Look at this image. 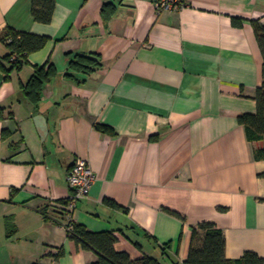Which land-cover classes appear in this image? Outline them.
<instances>
[{
	"label": "crops",
	"instance_id": "obj_1",
	"mask_svg": "<svg viewBox=\"0 0 264 264\" xmlns=\"http://www.w3.org/2000/svg\"><path fill=\"white\" fill-rule=\"evenodd\" d=\"M254 21L264 27V0H188L160 14L153 0H55L47 25L31 0H0V34L47 38L17 71L0 44V264L97 260L66 230L76 159L95 180L72 222L114 233L131 260L185 264L202 223L222 232L228 260H264L262 142L238 123L263 82ZM67 54L96 55L101 68L77 84L64 77ZM47 64L57 75L35 107L22 86Z\"/></svg>",
	"mask_w": 264,
	"mask_h": 264
},
{
	"label": "trees",
	"instance_id": "obj_2",
	"mask_svg": "<svg viewBox=\"0 0 264 264\" xmlns=\"http://www.w3.org/2000/svg\"><path fill=\"white\" fill-rule=\"evenodd\" d=\"M55 9V0H31V14L35 22L49 24ZM240 21L233 20L235 25ZM254 31L259 44L262 57L263 82L257 88L254 100L256 102L255 114H244L238 117L239 125L243 126L248 142H262V146L254 151L255 160H264V27L253 22ZM47 41L46 37L23 33L14 29H6L0 34V44L5 45L8 53L3 57L10 65L11 70H20L25 64L27 57L41 50ZM67 72L64 77L77 84L81 81L79 77L89 76L101 68V62L96 55L76 54L66 55ZM8 70V72H9ZM7 73V72H6ZM57 75L53 64L42 67H34V71L28 82L22 86V91L27 100L35 107L41 100L43 88ZM3 118V109L0 107V119ZM102 132L113 134V132L102 126H96ZM106 204L120 208L113 202L106 200ZM63 212V211H62ZM176 217L179 215L171 213ZM72 230L67 231L68 237L78 247L85 251L96 254L97 260L93 264H162L159 259L143 256L137 260H131L127 253L117 252L114 248L117 237L114 233L88 231L84 226L71 223ZM170 245L162 248V256ZM62 254L59 251L54 258ZM37 264V263H35ZM185 264H264V260L255 253L245 252L237 260H228L225 257V240L222 232L213 224L202 223L192 232L191 245Z\"/></svg>",
	"mask_w": 264,
	"mask_h": 264
},
{
	"label": "built area",
	"instance_id": "obj_3",
	"mask_svg": "<svg viewBox=\"0 0 264 264\" xmlns=\"http://www.w3.org/2000/svg\"><path fill=\"white\" fill-rule=\"evenodd\" d=\"M187 5L188 0H153V7L158 14L183 10ZM66 179L68 187L71 190V196L65 201L63 210L68 221L66 230L70 232L72 230V213L76 204L88 196L95 177L85 160L76 159L68 169Z\"/></svg>",
	"mask_w": 264,
	"mask_h": 264
}]
</instances>
